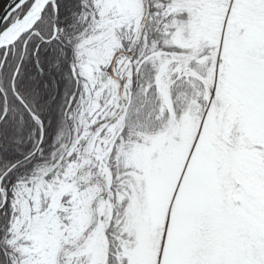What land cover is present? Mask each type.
Returning a JSON list of instances; mask_svg holds the SVG:
<instances>
[{
    "label": "snow or ice",
    "instance_id": "snow-or-ice-1",
    "mask_svg": "<svg viewBox=\"0 0 264 264\" xmlns=\"http://www.w3.org/2000/svg\"><path fill=\"white\" fill-rule=\"evenodd\" d=\"M0 264H264V0H0Z\"/></svg>",
    "mask_w": 264,
    "mask_h": 264
}]
</instances>
